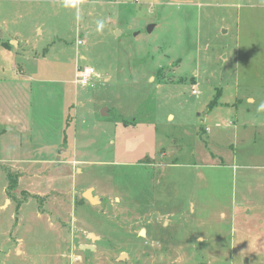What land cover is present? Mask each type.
I'll return each mask as SVG.
<instances>
[{
    "label": "rangeland",
    "instance_id": "1",
    "mask_svg": "<svg viewBox=\"0 0 264 264\" xmlns=\"http://www.w3.org/2000/svg\"><path fill=\"white\" fill-rule=\"evenodd\" d=\"M0 31V264H264V0H0Z\"/></svg>",
    "mask_w": 264,
    "mask_h": 264
},
{
    "label": "built area",
    "instance_id": "2",
    "mask_svg": "<svg viewBox=\"0 0 264 264\" xmlns=\"http://www.w3.org/2000/svg\"><path fill=\"white\" fill-rule=\"evenodd\" d=\"M77 45H82L81 40H77ZM99 74L96 73L95 69L90 65H76L74 83L79 86H93L94 78H98Z\"/></svg>",
    "mask_w": 264,
    "mask_h": 264
},
{
    "label": "water",
    "instance_id": "3",
    "mask_svg": "<svg viewBox=\"0 0 264 264\" xmlns=\"http://www.w3.org/2000/svg\"><path fill=\"white\" fill-rule=\"evenodd\" d=\"M153 29V24H149V26L147 27V30L148 32H150L151 30ZM0 34H1V31H0ZM103 110H106V109H103ZM103 110H102V114H103ZM104 115V114H103ZM93 188H88L86 189L83 193H82V197L87 200L90 204L92 205H97V204H101L102 201H103V197L102 196H99V195H96V194H93ZM90 237L92 238H95L94 235L90 234ZM80 248L82 250H89V251H93L95 250L94 246L93 245H80ZM126 254H121L118 259H123V257L125 256Z\"/></svg>",
    "mask_w": 264,
    "mask_h": 264
},
{
    "label": "trees",
    "instance_id": "4",
    "mask_svg": "<svg viewBox=\"0 0 264 264\" xmlns=\"http://www.w3.org/2000/svg\"><path fill=\"white\" fill-rule=\"evenodd\" d=\"M3 46L5 48H8L9 49V43L7 42H3ZM216 102L213 100L212 103L209 105L210 107H212ZM8 177H10V182H11V185H9V187H12L13 185H16V179L12 178V175L10 173L7 174Z\"/></svg>",
    "mask_w": 264,
    "mask_h": 264
},
{
    "label": "crops",
    "instance_id": "5",
    "mask_svg": "<svg viewBox=\"0 0 264 264\" xmlns=\"http://www.w3.org/2000/svg\"><path fill=\"white\" fill-rule=\"evenodd\" d=\"M0 35H1V34H0ZM10 39L12 40V37H11ZM15 42H17V41H15ZM11 43H13V40L11 41ZM4 48H5V47H4ZM5 49L8 50V51H10V52H13V53H15V54H16V52H17V51H15V50H14V51H13V50H9L8 48H5ZM20 72H21V71H20ZM249 99H251V98H249ZM249 99H248V100H249ZM251 100H252V99H251ZM26 129H27V126H25V127L22 128V129H19V131H20V132H24ZM9 130H12V129H9Z\"/></svg>",
    "mask_w": 264,
    "mask_h": 264
},
{
    "label": "clouds",
    "instance_id": "6",
    "mask_svg": "<svg viewBox=\"0 0 264 264\" xmlns=\"http://www.w3.org/2000/svg\"><path fill=\"white\" fill-rule=\"evenodd\" d=\"M258 110H264V104H261L260 109H258Z\"/></svg>",
    "mask_w": 264,
    "mask_h": 264
},
{
    "label": "bare ground",
    "instance_id": "7",
    "mask_svg": "<svg viewBox=\"0 0 264 264\" xmlns=\"http://www.w3.org/2000/svg\"><path fill=\"white\" fill-rule=\"evenodd\" d=\"M143 233H144V231L141 232V234H143Z\"/></svg>",
    "mask_w": 264,
    "mask_h": 264
}]
</instances>
